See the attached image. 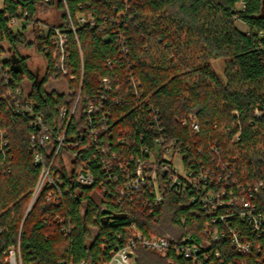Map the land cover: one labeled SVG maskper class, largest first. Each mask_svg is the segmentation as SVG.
Returning a JSON list of instances; mask_svg holds the SVG:
<instances>
[{
  "label": "trees",
  "instance_id": "trees-1",
  "mask_svg": "<svg viewBox=\"0 0 264 264\" xmlns=\"http://www.w3.org/2000/svg\"><path fill=\"white\" fill-rule=\"evenodd\" d=\"M7 3L12 12L15 4H21L28 18L36 20H41L39 11L56 8L62 21L55 26L75 25L76 35L68 31L69 56L65 60L75 78L56 69L54 49L46 52L43 37L35 34L33 27L13 31L3 22L0 48L6 50L1 45L5 42L12 80L7 85L0 72V133L6 134L5 138L0 134V264H6L4 252L18 242L25 264H57L70 256L99 264L114 246L116 235L125 233L133 221L148 234L157 231L158 223L171 231L179 228L181 234L193 232L198 238L196 231L207 218L197 202L187 199L192 192L181 196L168 190L164 202L156 208L144 207L137 199L118 203L115 197L101 191L98 182L83 186L69 173L62 175L63 187L68 188L62 204L50 203L42 194L29 210L41 173L30 147V132L35 128L27 117L17 116L11 110V100L3 97L9 88H23L25 80L33 82L28 96L52 127L67 125V117L79 98L68 124L71 134L84 123L83 110L103 89L102 79L108 78L112 91L104 103L111 126L107 138L114 148L126 155L140 154V147L151 146L160 132L153 125H160L165 136L182 143L198 167L202 162L210 168L216 163L209 148L217 144L223 148L222 163L232 171L229 181L263 183L253 202L256 211L264 214V0ZM81 16L86 21H80ZM238 20L247 25V31L237 26ZM24 48H36L43 56L44 80L65 79L67 90H45L43 81L37 80L24 63L20 54ZM218 59L224 62L221 73L213 66ZM64 107L68 109L67 117H62ZM192 113L199 130L191 125ZM121 132L130 141L129 147L117 143ZM93 153L94 148L82 150L79 155L94 171L97 181L106 180ZM56 213L73 225L70 233L62 232L57 223L50 226L47 219ZM112 214L126 217L110 216L105 222L104 217ZM261 241L264 243V236ZM104 244L106 251L102 249ZM219 247L226 260H238L229 245ZM134 255L137 264H190L183 258L172 260L142 246Z\"/></svg>",
  "mask_w": 264,
  "mask_h": 264
},
{
  "label": "built area",
  "instance_id": "built-area-1",
  "mask_svg": "<svg viewBox=\"0 0 264 264\" xmlns=\"http://www.w3.org/2000/svg\"><path fill=\"white\" fill-rule=\"evenodd\" d=\"M23 1L44 3L50 0ZM79 20L86 21L83 16L79 17ZM3 22L13 31L33 27L35 34L43 37V48L46 52L54 49L52 56L56 69L65 76L69 75L71 79L75 78L65 61L69 56V29L76 35L74 24L71 28H63L47 24L44 20L30 19L28 11L24 10L21 4H15L12 12L7 0H0V29ZM1 45L6 50L0 48V72L9 85L12 77L6 62L10 53L5 42ZM102 81L103 89L99 90L97 97L93 99L94 102L90 101L83 110L84 123L78 132L71 134L67 131L68 124L72 120L71 116L74 115L79 98L69 116L66 107L62 110V117L68 116L67 125L61 123L52 127L46 123L43 113L37 111L35 100L24 91V86L9 88L3 95L5 99L11 100V110L17 116L27 117L30 126L35 128V131L30 132V147L34 153V161L41 166V173L29 202V210L42 194L46 201L55 205L62 204L68 189L63 187L65 181L62 175L68 173L70 178L83 186H93L98 182L97 186L101 191L115 197L118 203L137 199L144 207H159L164 202L168 190L181 196L192 192L187 199L197 202L207 216L202 227L196 231L198 238L193 232L181 234L177 231L179 228L175 227V230L171 231L162 228L158 223L155 225L157 231L148 234L133 221L126 227L125 233L116 235L114 246L110 247L109 253L98 263L137 264L135 250L142 246L172 260L183 258L190 264H264V243L261 241L264 236V214L256 211L253 202L263 183H241L236 179L229 181L232 171L230 172L228 164L222 163L223 148L217 144L209 148L213 162L216 163L215 167L207 168L202 162V166L198 167L186 153L182 143L165 136L160 125H153L152 128H157L160 132L151 141V146L140 147V154L126 155L124 151L114 148L112 141L107 138L111 126L106 120L109 111L104 103L108 100L107 93L112 91V86L108 78H103ZM189 119L193 128L199 130L193 113L189 115ZM185 123L186 120L183 121V124ZM0 134L5 138L4 131ZM129 142L124 132H121L117 143L129 147ZM4 144L6 145V142ZM93 148L96 150L93 160L99 161L106 180L97 181L94 171L79 155L80 151ZM68 159L70 162H67ZM91 160L88 158L89 162ZM236 219L240 222L235 221ZM47 220L52 227L57 223L65 234L70 233L73 228L61 213H56ZM243 223H246V226L241 225ZM221 244L229 245L238 260H226L219 247ZM102 249L106 251L107 246L102 245ZM4 254L6 264H25L20 242L11 245ZM57 264L89 262L85 259L75 260L70 256L60 259Z\"/></svg>",
  "mask_w": 264,
  "mask_h": 264
},
{
  "label": "rangeland",
  "instance_id": "rangeland-1",
  "mask_svg": "<svg viewBox=\"0 0 264 264\" xmlns=\"http://www.w3.org/2000/svg\"><path fill=\"white\" fill-rule=\"evenodd\" d=\"M62 14L61 12H58L56 8L51 9H44L41 10L39 13V17L41 20H44L47 24L50 25H57V23L62 21ZM237 26L241 28L244 31L248 30L247 25L242 21H237ZM13 58L18 59L17 55L12 51ZM21 56L25 59L24 63H26V66L28 69L33 72L38 78L37 80L43 81V88L47 91L51 90H67L68 84L65 79H49L44 80L45 74H46V62L43 58V56L36 50V48H24L21 49ZM17 66L20 67V65L17 63ZM213 66L218 72L223 71L224 62L222 59H218L213 61ZM33 87V82L30 80H25L24 82V91L28 94ZM67 162H70V159L67 160ZM101 197V195L99 196Z\"/></svg>",
  "mask_w": 264,
  "mask_h": 264
},
{
  "label": "water",
  "instance_id": "water-1",
  "mask_svg": "<svg viewBox=\"0 0 264 264\" xmlns=\"http://www.w3.org/2000/svg\"><path fill=\"white\" fill-rule=\"evenodd\" d=\"M104 213H108L107 210H104ZM110 216H113V217H126V214H112V215H106L104 217V221L107 222V220L110 218Z\"/></svg>",
  "mask_w": 264,
  "mask_h": 264
}]
</instances>
